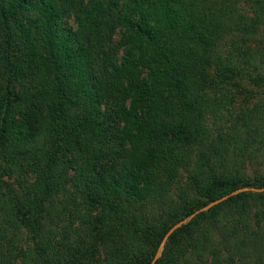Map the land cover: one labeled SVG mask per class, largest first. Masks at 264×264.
<instances>
[{
    "label": "trees",
    "instance_id": "1",
    "mask_svg": "<svg viewBox=\"0 0 264 264\" xmlns=\"http://www.w3.org/2000/svg\"><path fill=\"white\" fill-rule=\"evenodd\" d=\"M263 167L264 0H0V264H151ZM156 264H264V193Z\"/></svg>",
    "mask_w": 264,
    "mask_h": 264
},
{
    "label": "water",
    "instance_id": "2",
    "mask_svg": "<svg viewBox=\"0 0 264 264\" xmlns=\"http://www.w3.org/2000/svg\"><path fill=\"white\" fill-rule=\"evenodd\" d=\"M244 192H254V193H264V187L262 188H258V187H244V188H241V189H238L228 195H225L224 197L218 199V200H215L213 202H211L210 204H208L207 206L197 210L195 213H193L191 216L187 217L186 219L182 220L181 222L175 224L169 231L168 233L165 235L162 243H161V246H160V249L157 253V255L155 256V258L153 259V261L151 262V264H156V262L158 261V259L163 255V252L165 250V246L166 244L168 243L170 237L180 228H182V226L184 225H187L191 220H193L197 215L203 213V212H207L209 211L210 209H212L213 207L227 201L228 199H230L231 197L233 196H237L241 193H244Z\"/></svg>",
    "mask_w": 264,
    "mask_h": 264
},
{
    "label": "rangeland",
    "instance_id": "3",
    "mask_svg": "<svg viewBox=\"0 0 264 264\" xmlns=\"http://www.w3.org/2000/svg\"><path fill=\"white\" fill-rule=\"evenodd\" d=\"M238 99H240V101H242V100H244V97L243 96H238ZM258 167H260V166H257V168L256 169H258ZM261 171H263L264 172V167L263 168H259ZM252 170V169H251ZM254 170V169H253ZM251 173H252V171H250ZM249 172V173H250ZM250 173V174H251Z\"/></svg>",
    "mask_w": 264,
    "mask_h": 264
}]
</instances>
